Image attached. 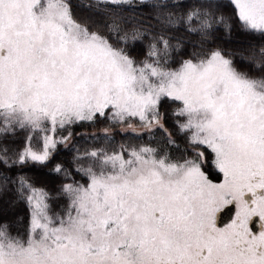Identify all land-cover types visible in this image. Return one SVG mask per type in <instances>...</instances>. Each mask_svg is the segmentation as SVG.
I'll use <instances>...</instances> for the list:
<instances>
[{
    "label": "snow or ice",
    "instance_id": "obj_1",
    "mask_svg": "<svg viewBox=\"0 0 264 264\" xmlns=\"http://www.w3.org/2000/svg\"><path fill=\"white\" fill-rule=\"evenodd\" d=\"M0 264H264V0H0Z\"/></svg>",
    "mask_w": 264,
    "mask_h": 264
},
{
    "label": "trees",
    "instance_id": "obj_2",
    "mask_svg": "<svg viewBox=\"0 0 264 264\" xmlns=\"http://www.w3.org/2000/svg\"><path fill=\"white\" fill-rule=\"evenodd\" d=\"M243 38L239 36L238 33L234 32L231 39L225 38L223 42V46L229 49H238L242 47L239 40ZM243 69L244 66L240 65ZM168 109V116L164 121L165 126L172 132L173 136L176 138L177 144L179 148L173 147L170 149L171 153L174 156H178L181 154L182 150L185 148V140L182 136H179L177 133V129L173 123V117L171 116V109L166 104L164 106ZM163 110V109H162ZM107 126V121H98L95 125L89 123H81L73 126L71 131L73 132V137L68 144L67 147L63 145H58L57 150L55 152L54 158L51 163L46 166H38L31 165L25 167L24 171L33 178L34 184L38 188H44L49 193L55 195L56 189L62 184L70 182L69 179H65L63 173L57 174L53 172L51 169L57 163L63 164L65 168L72 170V158L75 155V149L80 148L83 150L84 148L91 147L94 144H97V141H94L91 138V133L96 132L99 135L100 129ZM115 140L117 142L132 139L135 142H149V137L147 133H143L141 137L137 138L133 136L131 133H121L118 128L112 129ZM79 134V135H77ZM62 135H67V132L62 133ZM163 133L157 131L154 135L152 143L160 141ZM24 133H20V138L22 139ZM72 177L76 180L80 179V176L72 171ZM10 211H6V218L12 222L13 231L19 229L23 230L27 224L28 220V208L25 203L20 202L16 203L13 207H10Z\"/></svg>",
    "mask_w": 264,
    "mask_h": 264
},
{
    "label": "flooded vegetation",
    "instance_id": "obj_3",
    "mask_svg": "<svg viewBox=\"0 0 264 264\" xmlns=\"http://www.w3.org/2000/svg\"><path fill=\"white\" fill-rule=\"evenodd\" d=\"M179 136H180V135H179ZM178 156H179V155H178ZM227 213H228V212H227ZM227 213L223 215L224 217L222 216V218H224V221H225V222H227V220L229 219V218L227 217V215H229V213H228V214H227ZM230 215H231V213H230ZM225 218H226V219H225Z\"/></svg>",
    "mask_w": 264,
    "mask_h": 264
},
{
    "label": "water",
    "instance_id": "obj_4",
    "mask_svg": "<svg viewBox=\"0 0 264 264\" xmlns=\"http://www.w3.org/2000/svg\"><path fill=\"white\" fill-rule=\"evenodd\" d=\"M226 213H227V212H225L224 214H226ZM224 214H223V215H224ZM227 214H228V213H227ZM223 215H222V216H223ZM223 217H224V216H223ZM227 217H228V218L230 217V213H229V215H227ZM225 219H226V218H225ZM223 220H224V218H223Z\"/></svg>",
    "mask_w": 264,
    "mask_h": 264
},
{
    "label": "rangeland",
    "instance_id": "obj_5",
    "mask_svg": "<svg viewBox=\"0 0 264 264\" xmlns=\"http://www.w3.org/2000/svg\"><path fill=\"white\" fill-rule=\"evenodd\" d=\"M11 208H8L6 211H10Z\"/></svg>",
    "mask_w": 264,
    "mask_h": 264
}]
</instances>
